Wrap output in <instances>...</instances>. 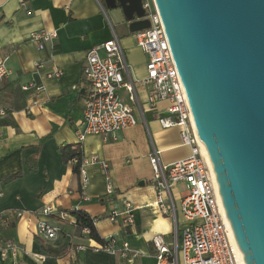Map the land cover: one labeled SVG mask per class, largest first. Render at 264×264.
<instances>
[{
    "label": "crops",
    "instance_id": "1",
    "mask_svg": "<svg viewBox=\"0 0 264 264\" xmlns=\"http://www.w3.org/2000/svg\"><path fill=\"white\" fill-rule=\"evenodd\" d=\"M101 2L0 0V60L7 58L8 71L7 78L0 81V105L6 109V118L15 124L0 126V213L24 212L20 219L10 217L6 226L0 225V234L25 252L17 253V264H155L157 252L151 239L161 235L166 246L173 240L171 218L159 216L149 207L154 201L149 164L153 150L160 152L162 163L188 155V149L180 146L178 130H163L157 122V116L165 114L166 103L157 104L154 110H143L140 104L144 120L136 111V126L117 133L115 138L86 137L81 145L82 157L88 162L95 157L99 163L86 166L88 184L83 191L78 174L72 165L62 162L58 152L59 147L77 143L82 120V66L91 47L115 35L125 54L128 76L134 82L145 76L146 56L128 32L122 11L108 10L110 24ZM50 32H56V38L38 50L30 40L31 34ZM34 63L39 64L38 69ZM54 69L62 70L61 77L47 79L46 74ZM32 81L45 88L35 98L20 90ZM135 90L147 99L145 88L135 84ZM119 95L127 103L125 90ZM33 100L36 106L31 107ZM16 174L18 178L5 181ZM46 206L86 213L100 238L113 237L120 249L127 244L129 252L94 253L89 248L95 241L71 224L72 217L52 220L60 228L55 239L37 238L36 225ZM128 209L132 210V225L126 226L122 219L114 223L107 220L112 210ZM0 264L13 261L0 257Z\"/></svg>",
    "mask_w": 264,
    "mask_h": 264
},
{
    "label": "built area",
    "instance_id": "2",
    "mask_svg": "<svg viewBox=\"0 0 264 264\" xmlns=\"http://www.w3.org/2000/svg\"><path fill=\"white\" fill-rule=\"evenodd\" d=\"M142 9L145 15L138 20H148L150 27L132 35L147 59L143 79L134 82L128 76L125 54L115 35L86 52L81 77L82 120L77 133V143L71 145V149L81 156V160L75 155L70 160V165L78 164L80 188L83 191L88 184L86 166L89 163H99L95 157L91 158L90 162L83 159L81 150L83 141L88 136L115 138L117 133L136 126L135 112H141L142 119L143 114L135 84L145 88L149 110H154L159 103L167 104L164 116H157L161 129H177L180 146L188 149L186 157L170 163H162L159 159L160 152L156 150H153L149 157L152 171L151 184L154 189V201L149 207L159 216L171 218L174 227L173 240L169 246L164 244L161 235L151 239L157 252L155 264H238L239 258L231 240L230 228L221 213V204L214 185V174L203 156L204 146L197 136L186 94L173 62L154 0H142ZM55 38L56 32L33 33L30 36V40L37 45L38 50H43L45 44ZM6 62L7 58L0 60V81L8 76ZM34 68L38 69L39 64L34 63ZM61 75L62 70L54 69L46 74V78L58 79ZM20 90L35 98L37 94L43 93L45 88L42 84L32 81L22 85ZM120 90H125L127 103L121 99ZM34 106L36 101L33 100L31 107ZM27 113H31V108H27ZM6 116V109L0 105V120L5 119ZM101 166L103 169L107 168L105 164ZM179 184L184 187L182 193L176 189ZM111 192L112 188L108 184L107 193ZM175 199L179 204L180 223L176 215ZM125 206L128 207L126 203ZM131 212V209L125 212L112 210L107 220L114 223L117 219H122V223L126 226L132 225ZM23 214L24 212L16 210L1 212L0 225L6 226L10 217L20 219ZM71 217L70 213L57 211L52 206L44 207L40 211V219L36 225V237L44 241L55 239L60 228L52 220L66 221ZM71 224L77 229L73 217ZM79 231L90 241H94L90 237L89 229ZM78 249L86 248L78 247ZM89 249L94 253L104 254L123 255L129 252L127 244H123L120 249L113 237L104 238L102 243L95 242ZM19 251L23 250L16 242L0 234L2 259L17 264L15 260ZM32 257L43 259L42 256Z\"/></svg>",
    "mask_w": 264,
    "mask_h": 264
},
{
    "label": "water",
    "instance_id": "3",
    "mask_svg": "<svg viewBox=\"0 0 264 264\" xmlns=\"http://www.w3.org/2000/svg\"><path fill=\"white\" fill-rule=\"evenodd\" d=\"M128 32L142 0H101ZM240 264H264V0H154Z\"/></svg>",
    "mask_w": 264,
    "mask_h": 264
},
{
    "label": "trees",
    "instance_id": "4",
    "mask_svg": "<svg viewBox=\"0 0 264 264\" xmlns=\"http://www.w3.org/2000/svg\"><path fill=\"white\" fill-rule=\"evenodd\" d=\"M0 126H15L13 121L9 120V118H5L0 120ZM58 152L61 155L62 162L66 165L70 164V160L75 155L78 156L79 160H81V156L75 152V150L71 149V146H62L58 148ZM80 156V157H79ZM72 170L75 174H78V164L72 166ZM19 177V174L8 176L5 178V181L13 180ZM71 216L75 219V225L77 230L81 229H89L90 237L97 243H102L103 239L99 237L96 232V229L93 225V220L84 212L81 211H72L70 212Z\"/></svg>",
    "mask_w": 264,
    "mask_h": 264
},
{
    "label": "rangeland",
    "instance_id": "5",
    "mask_svg": "<svg viewBox=\"0 0 264 264\" xmlns=\"http://www.w3.org/2000/svg\"><path fill=\"white\" fill-rule=\"evenodd\" d=\"M101 5H102L103 12L105 13V17H106L107 21L111 24V19H110V17H108V12H109L108 10L109 9H107L105 7V5H104L103 2H101ZM137 96H138V98L140 100V104H141V106H142V108L144 110L145 108L148 107L147 101H146L147 100L146 99V96H144V94L143 93H140V92H138ZM122 97L125 98V95L123 94ZM123 101H125V100H123ZM183 191H184L183 185L182 184H179V192L182 193ZM177 203H178L177 202V199H175V209H176V212H177L176 215H177L178 222L180 223L181 218H180V215H179V209H178V204Z\"/></svg>",
    "mask_w": 264,
    "mask_h": 264
},
{
    "label": "bare ground",
    "instance_id": "6",
    "mask_svg": "<svg viewBox=\"0 0 264 264\" xmlns=\"http://www.w3.org/2000/svg\"><path fill=\"white\" fill-rule=\"evenodd\" d=\"M202 153H203V156L205 157V159H206V161H207V163H208L210 169L212 170L211 163H210V161H209V158H208V156H207V152H206L205 148L202 149ZM214 185H215V188H216L215 178H214ZM216 189H217V188H216ZM218 199H219V198H218ZM220 204H221V203H220ZM221 213H222V216H223V218H224V220H225V222H226V224H227V226H228V228H229V225H228L227 219H226V217H225V214H224V211H223L222 206H221ZM229 231H230V229H229ZM230 235H231V240H232V242H233V244H234V240H233V237H232L231 231H230ZM238 258H239V263H238V264H240V260L243 259V257H240V256L238 255Z\"/></svg>",
    "mask_w": 264,
    "mask_h": 264
}]
</instances>
